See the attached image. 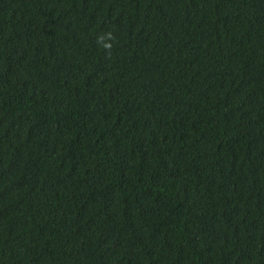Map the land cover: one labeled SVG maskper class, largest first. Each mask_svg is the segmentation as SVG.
Listing matches in <instances>:
<instances>
[{"label": "trees", "instance_id": "1", "mask_svg": "<svg viewBox=\"0 0 264 264\" xmlns=\"http://www.w3.org/2000/svg\"><path fill=\"white\" fill-rule=\"evenodd\" d=\"M0 264H264V0H0Z\"/></svg>", "mask_w": 264, "mask_h": 264}]
</instances>
